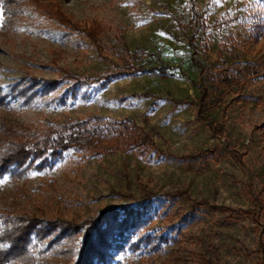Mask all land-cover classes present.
<instances>
[{
  "label": "rangeland",
  "instance_id": "1",
  "mask_svg": "<svg viewBox=\"0 0 264 264\" xmlns=\"http://www.w3.org/2000/svg\"><path fill=\"white\" fill-rule=\"evenodd\" d=\"M94 24L104 52L85 32ZM128 50L146 71L90 84L66 103L52 97L68 80L29 103L10 92L64 71L97 79L117 71ZM263 61L264 0H0V139L99 115L133 119L156 145L72 150L45 169L0 174V235L7 216L79 222L152 197L147 228L169 239L156 251L114 254L110 264H264V76L215 96L211 124L198 117L193 82ZM160 64L174 72L148 70ZM34 254L38 264L64 261Z\"/></svg>",
  "mask_w": 264,
  "mask_h": 264
},
{
  "label": "trees",
  "instance_id": "2",
  "mask_svg": "<svg viewBox=\"0 0 264 264\" xmlns=\"http://www.w3.org/2000/svg\"><path fill=\"white\" fill-rule=\"evenodd\" d=\"M85 32L91 44L104 52L105 48L101 44L104 30L100 25L94 24ZM127 55L118 54L122 61L117 71L104 74L92 82L73 72L64 71L59 79H24L25 82L16 84L10 92L29 103L36 97L54 93L68 80L72 83L66 91L52 97L53 101L66 103L78 96H85V88L88 89L90 84L106 87L115 79L147 70L143 56L137 51L128 50ZM148 70L166 74L173 73L174 67L168 64L151 65ZM256 75L264 76V61L222 67L217 74H208L209 85L207 79H201L200 83L194 79L200 92L196 102L198 117L211 124L209 115L214 97L240 89L241 85ZM13 133L16 136L14 140L0 139L2 175L10 171L14 176H20L29 169H45L72 150L90 149L101 154L117 148L130 150L140 146L146 150L156 146L151 135L129 117L114 120L91 115L69 120L44 131L20 129ZM152 209V197H147L138 205H114L97 217L79 222L63 218L44 221L29 214L4 217V228L0 235V264H38L35 250L49 253L52 259L63 258L64 261L58 264H110L114 254L129 249L135 252L149 246L150 251L159 250L162 241L169 237L148 230ZM79 238L81 240L77 242ZM44 241H47L45 248H40ZM44 264L57 263H52L48 258Z\"/></svg>",
  "mask_w": 264,
  "mask_h": 264
}]
</instances>
